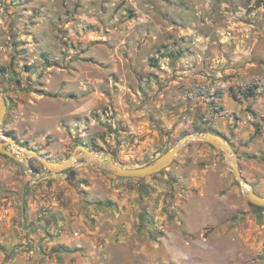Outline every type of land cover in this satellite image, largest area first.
<instances>
[{
	"label": "rangeland",
	"instance_id": "rangeland-1",
	"mask_svg": "<svg viewBox=\"0 0 264 264\" xmlns=\"http://www.w3.org/2000/svg\"><path fill=\"white\" fill-rule=\"evenodd\" d=\"M0 97L17 156L140 167L211 131L264 196V0H0ZM26 195L85 214L93 264H264V210L204 140L145 178L0 152V208Z\"/></svg>",
	"mask_w": 264,
	"mask_h": 264
},
{
	"label": "crops",
	"instance_id": "crops-1",
	"mask_svg": "<svg viewBox=\"0 0 264 264\" xmlns=\"http://www.w3.org/2000/svg\"><path fill=\"white\" fill-rule=\"evenodd\" d=\"M5 197L8 205L0 208V264L94 263L90 249L98 238L89 234L93 230L85 233L84 213L72 215L54 199L29 195L21 209L16 198L12 202Z\"/></svg>",
	"mask_w": 264,
	"mask_h": 264
},
{
	"label": "water",
	"instance_id": "water-1",
	"mask_svg": "<svg viewBox=\"0 0 264 264\" xmlns=\"http://www.w3.org/2000/svg\"><path fill=\"white\" fill-rule=\"evenodd\" d=\"M6 112V101L0 97V133H3L2 125L4 123ZM7 139L8 141L0 142V152L5 154L6 156L12 157L18 162H22L29 157L35 156L38 159L42 160L51 171L61 172L71 167L80 158L82 154H86L89 157L98 161L104 167L111 169L117 176L125 178H145L158 174L164 169L168 168L173 163L175 157L178 155L180 150L186 145H188L192 140H204L207 141L214 148L222 150L224 152L226 160L234 176L236 177L238 183L240 184L243 190L244 195L249 199L250 203L255 206L264 208V196L257 193L249 185L247 180H245L241 173L239 163L236 157L231 154V147L228 145L225 139L211 131H205L198 134H189L188 136L183 138L177 145L171 147L165 153L159 155L152 162L140 167L123 166L115 161L112 154L97 155L83 145L77 146L71 157L62 162L49 161L48 159L42 157L36 150H28L27 154L17 156L14 154L13 151L4 148V146L7 145L8 142L15 143V139L13 137L8 136ZM246 186H249V188L247 191H244V188Z\"/></svg>",
	"mask_w": 264,
	"mask_h": 264
},
{
	"label": "trees",
	"instance_id": "trees-1",
	"mask_svg": "<svg viewBox=\"0 0 264 264\" xmlns=\"http://www.w3.org/2000/svg\"><path fill=\"white\" fill-rule=\"evenodd\" d=\"M248 96H252V95H254V93H255V88L254 87H251L249 90H248ZM199 132H204V131H199ZM11 136H13L12 134H11ZM14 137V136H13ZM256 209H258V211H263L264 210V208L263 207H258V206H255V205H253Z\"/></svg>",
	"mask_w": 264,
	"mask_h": 264
},
{
	"label": "built area",
	"instance_id": "built-area-1",
	"mask_svg": "<svg viewBox=\"0 0 264 264\" xmlns=\"http://www.w3.org/2000/svg\"><path fill=\"white\" fill-rule=\"evenodd\" d=\"M211 111H212L213 114L216 112V108H215L214 105L211 107ZM75 235H79V233L76 232Z\"/></svg>",
	"mask_w": 264,
	"mask_h": 264
},
{
	"label": "bare ground",
	"instance_id": "bare-ground-1",
	"mask_svg": "<svg viewBox=\"0 0 264 264\" xmlns=\"http://www.w3.org/2000/svg\"><path fill=\"white\" fill-rule=\"evenodd\" d=\"M248 188H249V186H246V187L244 188V191H247V190H248Z\"/></svg>",
	"mask_w": 264,
	"mask_h": 264
}]
</instances>
